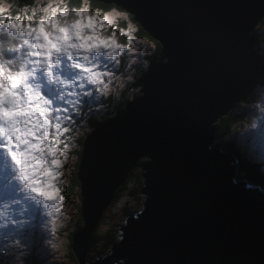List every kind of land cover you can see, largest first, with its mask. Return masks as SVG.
Listing matches in <instances>:
<instances>
[{"label": "water", "instance_id": "95a60500", "mask_svg": "<svg viewBox=\"0 0 264 264\" xmlns=\"http://www.w3.org/2000/svg\"><path fill=\"white\" fill-rule=\"evenodd\" d=\"M97 1L131 14L162 49L130 86L143 95L83 141L84 226L72 247L79 264H127L125 255L139 264H264V188L237 179V158L210 150L214 124L264 74L253 35L264 0ZM141 160V210L118 226V241L102 259L87 263L98 220ZM133 222L160 231L159 243L139 244Z\"/></svg>", "mask_w": 264, "mask_h": 264}, {"label": "snow or ice", "instance_id": "6c2138e0", "mask_svg": "<svg viewBox=\"0 0 264 264\" xmlns=\"http://www.w3.org/2000/svg\"><path fill=\"white\" fill-rule=\"evenodd\" d=\"M20 3L32 6L30 0ZM28 16L6 18L15 36L7 51L0 39V201L14 206L10 216L0 211V229L25 246L38 242L42 214L60 201L57 182L71 133L99 116L109 87L105 78L110 81L132 51V40L118 39L109 15L87 7L60 0L39 19ZM133 227L139 244L159 243L160 231L137 222ZM121 239V246L129 245L127 235ZM125 257L127 264H139Z\"/></svg>", "mask_w": 264, "mask_h": 264}, {"label": "rangeland", "instance_id": "374dc122", "mask_svg": "<svg viewBox=\"0 0 264 264\" xmlns=\"http://www.w3.org/2000/svg\"><path fill=\"white\" fill-rule=\"evenodd\" d=\"M9 2H12V0H9ZM61 2L65 3V6L67 5L66 0H61ZM15 4L16 6L19 5L16 0ZM85 6L89 8L88 2ZM106 15H109L112 18V25L118 20H123L127 23L125 28H121L120 33L123 37H126L124 41H127L129 38L132 40V51L129 53L128 57H123L120 60V64L118 66L120 70L116 72L112 79L109 81L108 78H105L109 87L106 93L100 97L103 101V106L99 110V116H91L87 120L83 130L75 131L70 135V144L72 147H70L66 152L67 160L62 167V174L58 178L57 182L60 201L52 208L50 214H47L46 210L45 214H42L44 222L38 229L40 237L38 242L27 241V246H25L24 244H20L19 241L15 240L11 236L7 235L5 230L0 229V264L79 263L72 250L73 242H71V235L72 233L78 231L80 227L78 224V218H80L79 207L81 205L80 185L77 184L78 177L76 180L74 179V175L78 172L77 164L81 157L82 144L80 143V140H83L86 134L92 132L93 126L90 123L92 118H97L99 120L102 117L114 116L118 111L125 108L127 102L135 101L143 95L142 92L136 93V91H140L142 89H133L130 88V86L136 81L139 71H143L144 67H149L147 66L149 62L148 57L152 55L157 48L156 43L150 39L139 38L136 36L138 26L134 20L132 21V19H130L128 13L126 14L113 10ZM257 30H260V38H264V26L258 25L254 31ZM117 37L119 39V36ZM260 88L262 87L259 85L253 91ZM122 102H124V106L122 108H118L119 103ZM244 104L245 103L239 104L228 116H236L239 122L240 117L244 114V109H242ZM226 117L227 115L223 118L221 117L218 119V122L214 124L215 131H217L216 125L225 121L224 118ZM238 122L235 127L229 128L230 136L226 137V139H224L221 143H218V139L215 134V140L212 146H210V150L220 148L225 153L231 154L230 151L232 152L233 149L227 148V146H233L231 140L236 135ZM231 155L234 157L233 152ZM142 161L144 160L139 162V166L144 163ZM249 161L253 164L259 163L261 168L264 169V149L254 154L252 159ZM139 171L141 172L140 167H136L129 175L128 178L131 177L133 179L126 184V187L119 195L118 200L116 202H112V204L105 211L103 217L100 218L101 221L99 226L92 235V240L94 239L93 244H88L87 248L88 251L86 258L90 262H94L97 257L99 259L103 258L110 250L106 249L105 252L102 251L105 243V236L109 239L111 238V236H108L110 235L109 231L112 232L114 230L113 232L117 233L118 226L125 225L124 221L127 216H129L132 212L134 213L141 210L132 193L135 187V183L133 181L134 176L136 173L138 174ZM238 175L237 177L239 178L240 176L241 178L246 176L244 174L242 175V173H238ZM261 177L264 178L262 175ZM256 182L258 181H255V183ZM263 183L261 185L264 187ZM13 207L14 206H10L7 202L0 201V211L3 209L5 215H12ZM0 219H2V217H0ZM116 239L118 241V237L115 235L114 241H116ZM21 252L23 255L20 254Z\"/></svg>", "mask_w": 264, "mask_h": 264}, {"label": "clouds", "instance_id": "9594fccd", "mask_svg": "<svg viewBox=\"0 0 264 264\" xmlns=\"http://www.w3.org/2000/svg\"><path fill=\"white\" fill-rule=\"evenodd\" d=\"M16 2L18 4H20L17 0H16ZM59 2H60V0H32V6H27V5L16 6L15 0H12V2H9V0H0V14H2L5 17L4 21L0 22V39H2V41H3L4 50L7 51L8 47L12 44V42L15 39V36L10 34L9 29L7 27V19H6L7 17L12 16L14 13H18L19 16L23 17L24 14L27 12V13H29V16L27 18L29 21H31L33 18L39 19L44 14V9L49 7L50 4L55 5ZM87 2H88V0H84V5H87ZM84 7H86V6H84ZM126 13H128V12H126ZM150 64L151 63L148 62L147 66H149ZM144 72L145 71H143V72L139 71L140 75L138 74L136 80L138 78H140V76ZM260 78L262 81H264V74H262L260 76ZM131 88L141 89V88H134V87H131ZM238 104L236 105V107L238 106ZM242 109H244V114L240 117V120L238 122V127L236 130V135L231 140L235 151L243 158L242 160H238V161H240L239 164H242L246 160H248V161L251 160L254 154H256L259 151H261L262 149H264V87L249 93V99L242 106ZM230 113L228 115H230ZM111 117H113V116H107L105 118H111ZM96 120H98V119H96ZM98 123H100V122H98ZM98 123L94 124L93 129H94L95 125H97ZM215 133H216V131H215ZM89 134L90 133L86 134V136ZM86 136H84L83 141H84ZM82 150H83V146H82ZM82 150H81V152H82ZM142 162H144V161H142ZM138 167H140V166H138ZM139 173L141 174L140 171H139ZM237 175H238V173H237ZM141 178H142V176H141ZM242 178H244V177H242ZM257 183H260V182H257ZM260 184H262V183H260ZM263 185H264V183H263ZM143 201H144V199H143ZM143 201H142V203H143ZM112 202H111V204H112ZM81 203H82V197H81ZM140 208H142V205ZM80 210H81V205H80ZM131 214H133V212ZM80 216H81V213H80ZM80 218H81L83 224L79 227L78 230H81L84 226L82 216ZM80 218H78V219H80ZM122 226H124V225H122ZM96 228H97V226L95 227L94 231L96 230ZM94 231H93V233H94ZM76 232H78V231H76ZM93 233H92V235H93ZM72 234H74V233H72ZM92 235H91V238H92ZM115 235H116V232H115ZM91 238H90L88 244H90ZM86 262L89 263L90 261L86 258ZM90 263H93V262H90ZM119 264H124V262L120 261Z\"/></svg>", "mask_w": 264, "mask_h": 264}, {"label": "trees", "instance_id": "16d2710c", "mask_svg": "<svg viewBox=\"0 0 264 264\" xmlns=\"http://www.w3.org/2000/svg\"><path fill=\"white\" fill-rule=\"evenodd\" d=\"M66 4H67L66 5L67 7H76L78 5L85 6L84 5V0H66ZM18 6H22V4H19ZM88 6H89V9H90V12L97 13L98 15H104V14H107V13L113 11V10L119 11L121 13H126L124 10H122L121 8H119L117 6L106 5V4L98 2L97 0H88ZM129 17H130V19H132V21L133 20L135 21V19H134V17L132 15L129 14ZM136 25L138 26V31H136V36L137 37H139V38H147V39H150L151 41L156 43L157 48H156L155 52L148 57L149 62L151 63L153 60L157 59L160 56L162 47L156 40L152 39L137 22H136ZM259 25L264 26V20ZM126 26H127V23H125V21L118 20V21H116L115 24H113V25L111 24L110 27L115 29L116 35L119 36V39L125 40L126 37L125 36L123 37V35L120 32H121V28H125ZM253 35L256 38L255 45H256L258 51H260V53L262 55H264V38H260V30L254 31ZM140 72H143V71H140ZM259 85L261 87H264V81H262L260 79L257 85L249 87L247 96L244 99H242V101L239 104L245 103L249 99V93L253 92V90ZM137 92H139V90L136 91V93ZM123 106H124V102L119 103L118 108H122ZM107 115H109V114H107ZM96 119L92 118L90 120V123H91L92 126H94L95 123L102 122L105 119V117H102L99 120H96ZM224 120L225 121H222L221 123L216 125V130L217 131H216L215 134H216V138L218 139V143H221L224 139H226V137L230 136L229 128L230 127H232V128L235 127L237 122H238V119H237L236 116H231V117L227 116L226 118H224ZM80 143L83 146V140H80ZM228 148H233L234 149V147L232 145H228ZM234 151H235V149H234ZM236 153L237 152L235 151V154ZM78 164H79V161H78ZM78 164H77V166H78ZM241 170H243L242 173L244 175L252 178L254 181H258L260 183L264 182V178L261 177V172H263V171L261 170V165L259 163L258 164H253L251 161H247V162L245 161V162H243L241 164ZM74 176H75L74 179L76 180L77 179V172H76V175H74ZM240 178H241V176H240ZM132 179L133 178H131V177L128 178L126 180L125 184L118 189V191L116 193L115 200L113 202H116L118 200L119 195L125 189L126 184L128 182H130ZM133 181L135 183V187H134L132 193H133V196H134L135 200L137 201V203L139 205V208H140L141 204H142V201L145 198L141 194L142 181H143L142 178H141V174L140 173H138V174L136 173L135 176H134V180ZM77 184L80 185L78 183V181H77ZM79 209H80V207H79ZM2 212H3V210H2ZM80 213H81V210H80ZM99 223L97 224V227L99 226ZM78 224L80 226L83 224L81 218H80V222H79V219H78ZM113 231L112 232L109 231L110 235H108V236H111L110 239L107 238L106 236H105V238L102 237L105 240V243H104V246H103V249H102L103 252H105L106 249L108 250L110 248L112 242L115 240V233ZM72 237H73V234L71 235V242H72ZM93 241H94V239L92 240V238H91L90 244H93ZM72 245H73V243H72Z\"/></svg>", "mask_w": 264, "mask_h": 264}, {"label": "bare ground", "instance_id": "6f19581e", "mask_svg": "<svg viewBox=\"0 0 264 264\" xmlns=\"http://www.w3.org/2000/svg\"><path fill=\"white\" fill-rule=\"evenodd\" d=\"M21 4V3H20ZM148 68V67H147ZM86 112H87V110H86ZM229 137V136H228ZM227 148H228V146H227ZM233 149V148H232ZM232 152H233V154H234V157L235 158H237L238 160H241L242 158H241V156L238 154V153H236L235 154V151H234V149L232 150ZM232 152L230 151V153L232 154ZM264 163V162H263ZM243 169V168H242ZM236 170H237V172L240 174V173H242V171L243 170H241V164H236ZM261 170L263 171V172H261V175L262 176H264V169L263 168H261ZM242 175H243V173H242ZM244 177H248V176H244ZM250 178V177H249ZM237 179H238V177H237ZM238 180H240V179H238ZM251 180H253L252 178H251ZM108 208V207H107ZM107 208L105 209V210H107ZM3 210V209H2ZM104 213H105V211L103 212V214H102V216L101 217H103V215H104ZM101 221V219H99L98 220V223ZM97 226V225H96ZM75 234V233H74ZM73 234V235H74ZM116 241H117V239H116ZM116 241H113L112 242V244L114 243V242H116ZM72 242H73V238H72ZM73 245H74V243H73ZM73 245H72V247H73ZM87 248H88V246H87ZM110 249V248H109ZM74 252V251H73ZM75 256V255H74ZM78 260V259H77ZM79 262V261H78ZM79 264V263H78Z\"/></svg>", "mask_w": 264, "mask_h": 264}, {"label": "flooded vegetation", "instance_id": "af4514ba", "mask_svg": "<svg viewBox=\"0 0 264 264\" xmlns=\"http://www.w3.org/2000/svg\"><path fill=\"white\" fill-rule=\"evenodd\" d=\"M79 222H80V219H79Z\"/></svg>", "mask_w": 264, "mask_h": 264}]
</instances>
